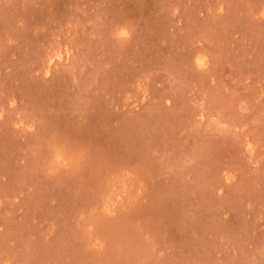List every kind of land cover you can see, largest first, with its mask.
I'll return each instance as SVG.
<instances>
[{
  "label": "rangeland",
  "instance_id": "rangeland-1",
  "mask_svg": "<svg viewBox=\"0 0 264 264\" xmlns=\"http://www.w3.org/2000/svg\"><path fill=\"white\" fill-rule=\"evenodd\" d=\"M0 264H264V0H0Z\"/></svg>",
  "mask_w": 264,
  "mask_h": 264
}]
</instances>
